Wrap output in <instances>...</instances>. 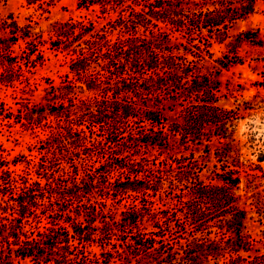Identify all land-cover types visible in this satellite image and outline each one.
Returning a JSON list of instances; mask_svg holds the SVG:
<instances>
[{"label":"trees","instance_id":"trees-1","mask_svg":"<svg viewBox=\"0 0 264 264\" xmlns=\"http://www.w3.org/2000/svg\"><path fill=\"white\" fill-rule=\"evenodd\" d=\"M255 1L74 0L0 55V264H264V156L224 147L209 55Z\"/></svg>","mask_w":264,"mask_h":264},{"label":"rangeland","instance_id":"rangeland-1","mask_svg":"<svg viewBox=\"0 0 264 264\" xmlns=\"http://www.w3.org/2000/svg\"><path fill=\"white\" fill-rule=\"evenodd\" d=\"M37 5L28 0H0V55L7 51L16 57L27 39L39 32L45 35L53 22L76 12L74 0H54L47 15L40 12L43 6ZM226 35L221 45H214L209 51L210 67L218 73V102L224 109V132L232 140L224 141V147L240 149L255 159L264 156V0H256L254 11L235 21ZM16 69L17 63L12 65V70ZM47 71L37 69L33 77L27 73L24 76L29 83L41 84ZM9 75L0 69V89L23 82L19 75ZM12 264L31 263L13 261Z\"/></svg>","mask_w":264,"mask_h":264}]
</instances>
